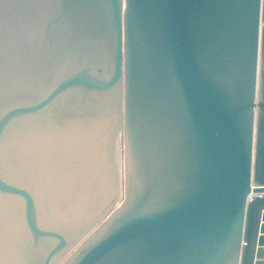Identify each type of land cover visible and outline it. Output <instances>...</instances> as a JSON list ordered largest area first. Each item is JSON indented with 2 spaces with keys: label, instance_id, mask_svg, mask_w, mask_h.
I'll return each instance as SVG.
<instances>
[{
  "label": "water",
  "instance_id": "obj_1",
  "mask_svg": "<svg viewBox=\"0 0 264 264\" xmlns=\"http://www.w3.org/2000/svg\"><path fill=\"white\" fill-rule=\"evenodd\" d=\"M80 117L106 124L112 155L122 127L125 197L63 264H264V0H0V143L26 157L35 128L59 139ZM110 176L70 230L42 226L28 182L0 174L23 201L21 264L92 229L116 203Z\"/></svg>",
  "mask_w": 264,
  "mask_h": 264
},
{
  "label": "bare ground",
  "instance_id": "obj_2",
  "mask_svg": "<svg viewBox=\"0 0 264 264\" xmlns=\"http://www.w3.org/2000/svg\"><path fill=\"white\" fill-rule=\"evenodd\" d=\"M99 120L82 117L77 120L62 119V126L66 123L70 127L62 130V138L59 139L45 138L35 128L28 140L26 157L20 149L21 142L15 140L10 144L8 134L2 138L1 173L8 179L28 182L31 191L35 193L39 221L55 218L62 222V226L75 230L90 214L101 208L99 201L104 199L110 189V167L114 165V161L113 151L109 150L111 141L107 140L108 134L104 132V135H98V131L106 126ZM118 134L119 131L116 138ZM98 138L102 142L101 149L96 146ZM26 159L29 163L27 173L22 169ZM97 162L101 163L98 169L102 167L98 170L99 175ZM121 188L120 184L119 189ZM16 200L14 197L0 196V264H19L20 257L27 254L28 235L24 227L20 226L23 209ZM117 204L116 200L102 216L110 214ZM81 238L72 243L75 245Z\"/></svg>",
  "mask_w": 264,
  "mask_h": 264
},
{
  "label": "rangeland",
  "instance_id": "obj_3",
  "mask_svg": "<svg viewBox=\"0 0 264 264\" xmlns=\"http://www.w3.org/2000/svg\"><path fill=\"white\" fill-rule=\"evenodd\" d=\"M119 133L120 134H118L117 136V142H116V145H115V142H114V144L112 145V147L114 148H116L117 147V145H118V149L116 148H114V155H112V160L114 161V165H111V167H110V170H111V168L112 169H114L113 171H111V172H113V177L115 178L114 179V184H115V187H116V190H117V206H119L121 203H122V201L124 200V197H125V191H124V180H125V144H124V137H123V129H122V127L120 128V130H119ZM110 147H111V143H110V145H109ZM110 150V149H109ZM116 150H117V153H116ZM113 161H111V164H113ZM99 162H97V164H98ZM96 164V167H98L99 165H101V163H99L98 165ZM98 170H100V169H98ZM111 172H110V175H111ZM0 174L2 175V173H1V170H0ZM115 175V176H114ZM2 177L3 178H5V179H7L8 181H15V180H11V179H8V178H6L5 176H3L2 175ZM110 178H111V176H110ZM119 179V180H118ZM122 179V180H121ZM15 182H19V181H15ZM121 184V190L119 189V185ZM29 185V184H28ZM30 186V185H29ZM119 189V190H118ZM32 193H33V195H34V198H35V193L32 191ZM119 193V194H118ZM120 195V196H119ZM16 201H19V205H20V207H21V209H23V201L20 199V200H16ZM35 201H36V198H35ZM36 204H37V202H36ZM117 206L115 207V208H117ZM114 208V209H115ZM113 209V210H114ZM112 210V211H113ZM21 212H22V210H21ZM21 215H22V213H21ZM23 216V215H22ZM21 216V225L20 226H22V228L23 229H25V223H24V217H22ZM108 216V215H107ZM107 216H103L102 218H100V220L94 225V227L92 228V229H90L91 231H88L87 232V234H85L84 235V237L82 236V238L80 239V241H78V242H76L75 243V245L72 243V245H74V247L72 246V245H70L69 244V247L71 248L70 250H69V247L65 250V252H64V254L57 260V261H55V263H53V264H63L70 256H72L73 255V253L76 251V250H78V248H80V246L84 243V241L90 236V234L93 232V230H95L96 228H98V226H100V224L106 219V217ZM37 217H38V215H37ZM43 220V219H42ZM39 221V217H38V221H39V223L42 225V226H45V227H55V225H56V227H60V223H59V221L57 220V219H52V220H43V221ZM55 222H54V221ZM44 221H46V223L44 222ZM48 222V223H47ZM43 223V224H42ZM52 224V225H51ZM54 224V225H53ZM26 230V229H25ZM26 255H24V257H25ZM64 256V257H63ZM23 258V257H22ZM21 257H20V259H22ZM21 261L22 260H20V262H19V264H21Z\"/></svg>",
  "mask_w": 264,
  "mask_h": 264
},
{
  "label": "snow or ice",
  "instance_id": "obj_4",
  "mask_svg": "<svg viewBox=\"0 0 264 264\" xmlns=\"http://www.w3.org/2000/svg\"><path fill=\"white\" fill-rule=\"evenodd\" d=\"M111 259L110 255H105L100 257L101 264H107V262Z\"/></svg>",
  "mask_w": 264,
  "mask_h": 264
},
{
  "label": "crops",
  "instance_id": "obj_5",
  "mask_svg": "<svg viewBox=\"0 0 264 264\" xmlns=\"http://www.w3.org/2000/svg\"><path fill=\"white\" fill-rule=\"evenodd\" d=\"M260 234V233H259ZM257 248H261V249H263L264 250V245L263 246H256ZM255 256H256V254H255ZM261 260H264V254H263V256H262V258H260ZM260 259H254V260H260Z\"/></svg>",
  "mask_w": 264,
  "mask_h": 264
}]
</instances>
